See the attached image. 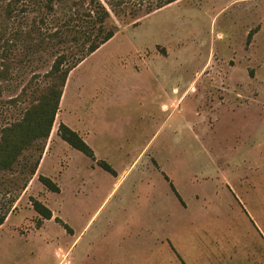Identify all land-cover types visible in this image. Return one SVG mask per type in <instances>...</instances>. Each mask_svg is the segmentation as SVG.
I'll return each instance as SVG.
<instances>
[{"label":"rangeland","instance_id":"1","mask_svg":"<svg viewBox=\"0 0 264 264\" xmlns=\"http://www.w3.org/2000/svg\"><path fill=\"white\" fill-rule=\"evenodd\" d=\"M128 1L124 11L142 2ZM92 4L0 0V134L50 85L59 54L65 66L85 55L98 25ZM106 6L105 28L118 30L70 71L64 98L68 120L95 127L85 141L114 173L58 135V109L49 137L0 169V213L11 214L0 264L256 262L264 255V0H176L146 15L145 5L135 15ZM37 159L61 193L38 180L26 189ZM80 174L78 193L71 177ZM42 195L75 234L98 210L83 240L89 256L78 257L81 242L63 258L74 236L53 219L41 235L26 232L42 223L30 207ZM177 221L190 223L176 231ZM162 228L165 240L156 241Z\"/></svg>","mask_w":264,"mask_h":264},{"label":"trees","instance_id":"2","mask_svg":"<svg viewBox=\"0 0 264 264\" xmlns=\"http://www.w3.org/2000/svg\"><path fill=\"white\" fill-rule=\"evenodd\" d=\"M174 1L176 0H152L148 1L146 4H144L143 0L142 2H131L133 10H128L130 12L129 13L128 11H124L127 7L126 5L130 2L128 0H90V2L93 3L92 6L94 9H92L95 13L94 18L92 19V26L96 23H98V25L95 36L92 40H90L88 46L83 49V53H85V55H82V57L78 59L76 58V60L70 65L65 66V53L59 54L55 58L51 69L47 72L48 76L53 80L47 89L39 94L37 102L26 110L21 120L2 128V132L0 134V169H11L13 164L18 160V156L25 148L30 146L37 139L46 140L49 137L52 124L59 107V102L61 101L60 98L63 92V87L66 83L69 72L86 56L90 55L98 49L100 45L109 40L118 30V25L116 23L110 24L109 27L105 28L106 18L110 16L106 5L115 8L113 11L114 14H117L119 11H123L124 14L135 15L138 14L139 10L145 9L144 14L146 15ZM144 5L145 7L142 9ZM87 14H89L92 18L90 12H87ZM252 34L253 30H250L247 35L248 41L251 39ZM57 133L70 146L80 150L82 153L95 160L93 149L75 130L67 126L65 123L60 122L57 127ZM97 163L107 171L114 173V169L106 161L98 160ZM38 164L39 159H37L32 166L31 174L35 173ZM38 179L48 189L52 191H59L58 185L50 177L39 174ZM170 187L175 195L180 199V195L176 191L172 182H170ZM30 202L34 210H36L42 217H52L51 210L40 200L35 197H31ZM6 215L7 213H0V224H2ZM54 219L55 221L60 222L65 229L70 230L69 226L59 217L56 216Z\"/></svg>","mask_w":264,"mask_h":264},{"label":"crops","instance_id":"3","mask_svg":"<svg viewBox=\"0 0 264 264\" xmlns=\"http://www.w3.org/2000/svg\"><path fill=\"white\" fill-rule=\"evenodd\" d=\"M263 26V25H262ZM261 29H262V27H261ZM261 29H260V31H261ZM259 31V32H260ZM258 32V33H259ZM169 52V51H168ZM168 55H169V53H168ZM168 55H165V57H167ZM70 73V72H69ZM68 77H69V74H68ZM68 77H67V80H66V83H65V85H64V88H63V92H62V95H61V98H60V104H59V108L58 109H60V116H61V122H63V123H65L67 126H69L70 128H72L73 130H75L84 140H86V141H89V140H87L88 138V136H90V134H95L96 133V129H95V127H93V126H89V125H84L83 123H80V122H76V123H73V122H71L70 120H68L67 118H66V116H67V114H66V110H69V108L67 107V103L65 102V98H64V96L66 95V90H67V88H68ZM64 98V101H62V99ZM172 104V103H171ZM173 106V108H175L176 107V101H173V104H172ZM161 108L164 110V111H167L168 109H169V105L168 104H166V103H162L161 104ZM190 126H193V124L192 125H190ZM96 158V157H95ZM41 159V158H40ZM42 159H43V157H42ZM41 159V160H42ZM91 160H93V159H91ZM98 160H102V159H98ZM97 159H95V160H93V161H91V162H94V166L93 167H95L96 165H99L98 163H97V161H98ZM105 161V160H104ZM40 164H41V162H39V164H38V166H37V168H36V171H35V173L34 174H32V177H30V179H29V184L27 185V187H26V189L27 190H29V188H30V186H31V183L33 184V182H34V180H38L39 181V179H38V175H39V167H40ZM109 164V163H108ZM111 166V165H110ZM92 167V168H93ZM35 178H37V179H35ZM71 178H74L76 181H78V184L75 186V191L76 192H78V193H80V192H84V187H85V176H83V175H76V176H74V177H71ZM144 178H146V183L148 184L149 183V181L147 180V176L146 177H144ZM141 181H143V177H142V179H141ZM56 183V182H55ZM57 185H58V187H59V190H60V192H58V191H53V192H58V193H61L62 192V186H61V184H59L58 182L56 183ZM146 184V185H147ZM118 185V184H117ZM117 185L116 186H114L113 187V189L111 190V192L109 193V195L116 189V187H117ZM230 186V185H229ZM231 188V187H230ZM50 190V189H49ZM52 191V190H51ZM177 191V190H176ZM231 192H233V189L231 188ZM46 193H48L47 191H46ZM196 193H198V192H195L194 193V198L196 197ZM200 195H202L204 198H205V196L202 194V193H199ZM44 195V194H43ZM42 195V196H43ZM180 195V194H179ZM37 197H39L40 196V194H37L36 195ZM37 197H35V198H37ZM45 196H43V198H42V200H43V204H45L50 210H51V212H52V217L51 218H44V217H42L36 210H34V208L32 207V205L30 204V207L31 208H33V210H34V212H36L37 214H38V216L40 217V220L42 221V223L40 224V225H38V226H35V225H31V223H30V225H29V223L28 224H26V227H24V228H26V232H29L31 229H32V232H34V233H39V235H41V233L39 232V230H41L43 227H44V225H45V223H46V220H49V219H53L54 221H55V219H54V217H56V215H58L57 217H59L60 219H61V217H60V210H59V207H60V205L59 206H56V207H54V206H52L51 205V203H50V201H49V199L48 198H44ZM208 198V197H207ZM39 200V199H38ZM203 202H205V206H203L202 204H200L201 205V207L203 208V210H205V211H207V207H208V200L205 198L204 200H203ZM214 201L213 200H211L209 203H213ZM241 204V203H240ZM98 210H96L95 212H94V214L92 215V217L90 218V220L87 222V223H85L77 232H76V234H75V230L72 228V227H70L65 221H63L62 219V221L64 222V223H66L68 226H69V228H70V230H67V229H65L66 230V232H67V235H71V236H74V238H73V240H72V242L69 244V246H68V248H67V250H66V252L64 253V255H63V258H65V259H68V257L70 256V252H71V249L72 248H74L76 245H79L81 242L83 243V240H84V237L86 236V233L88 232V230L90 229V226H91V224H90V222L92 221V219L94 218V216H95V214H96V212H97ZM10 216H11V214L10 215H6V217H5V219H4V221L2 222V224H0V229H2V228H4V226H6L7 224H9V218H10ZM178 222V224L176 225V231L178 230V231H180V230H182V228H185L186 226H188V224L190 223V222H188V224L186 225L185 223L183 224V225H181L180 224V222L179 221H177ZM176 222V223H177ZM22 225H14L13 227H15V228H18V229H20V227H21ZM65 228V227H64ZM162 230H163V228H162ZM161 230V234H160V236H158L157 238H156V241L157 240H160L161 242H164V240H165V237H166V234H165V232H164V230L162 231ZM22 231V230H21ZM185 231V230H184ZM23 232V231H22ZM147 232H148V230H147ZM94 235H96V234H90L89 235V238H93L94 237ZM84 253H86V255L85 256H89L90 255V253L91 252H89V251H85V244L83 243V246L81 247L80 246V248L78 247V257H80V255L81 256H83L84 257ZM176 256L178 257L179 256V254L176 252ZM62 258V259H63ZM263 259V260H262ZM178 260H179V264H185L186 262H182L179 258H178ZM183 260V259H182ZM250 264H264V255H260L259 256V258H258V260H256V262H252V263H250Z\"/></svg>","mask_w":264,"mask_h":264}]
</instances>
